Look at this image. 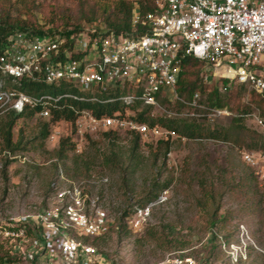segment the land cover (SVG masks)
I'll list each match as a JSON object with an SVG mask.
<instances>
[{"label": "built area", "instance_id": "obj_1", "mask_svg": "<svg viewBox=\"0 0 264 264\" xmlns=\"http://www.w3.org/2000/svg\"><path fill=\"white\" fill-rule=\"evenodd\" d=\"M131 25L132 35L120 36L108 34L101 27L87 28L70 37L14 33L0 51L1 76L10 78L12 83L22 78H40L54 87L67 85L76 89V93L33 96L0 84V109L20 113L25 107L39 108L36 116L48 121L52 110H61L67 100L118 102L124 111L110 115L95 116L90 111L71 107L75 116L71 129L77 140L74 144L77 152L81 151L87 135L98 132L125 133L128 137L137 136L140 142L172 141L177 137L174 132L129 116L134 115L132 107L147 106L151 110L150 118H155L156 111L163 117L181 116L208 123L234 116L226 108L209 106L198 92L189 100L179 97L177 84L182 64L192 57L208 66V71L202 74L204 84L225 80L228 86L239 85L256 94L262 108H254L245 118L264 133V64L260 60L264 55V0H158L157 10L145 17H140L135 6ZM137 29L140 33H136ZM100 95L108 98L101 100ZM175 102L186 109L173 112L166 108ZM61 122L65 120L50 125V138L59 135L55 128ZM240 154L246 166L262 172L263 151ZM70 186L57 191L51 205L36 215L15 219L9 223L11 226L0 225V244L9 243L10 254L18 258L16 263L36 264L50 252L63 264L78 263L80 257L84 260L82 264H102L96 248L78 237H100L114 222L100 206V197L89 196L81 183ZM166 194L163 191L145 206L134 207L125 218L128 228L141 233L153 208L166 200ZM33 222L41 230V241L30 233L36 232L29 229ZM241 231L244 233V229ZM238 251L235 261L241 254V249L237 248ZM150 264L198 262L178 252Z\"/></svg>", "mask_w": 264, "mask_h": 264}, {"label": "rangeland", "instance_id": "obj_2", "mask_svg": "<svg viewBox=\"0 0 264 264\" xmlns=\"http://www.w3.org/2000/svg\"><path fill=\"white\" fill-rule=\"evenodd\" d=\"M114 1L36 0L38 7L27 18L32 26L44 31L52 29L54 33L76 25L80 32L92 28L90 23L99 29L104 25L100 22L102 17L97 15L98 5L111 6ZM95 11L96 20L87 22L86 18ZM260 60L264 64V55ZM207 69L204 63L189 65L183 78L204 90L199 93L203 100L212 84H206L205 88L201 84L200 75ZM245 93L244 100L254 99ZM223 99L235 109L242 108L245 102L235 90L223 95ZM175 105L167 104L166 108L178 111ZM144 109L138 107L134 115H128L137 118ZM145 111L149 116L151 110ZM154 115L156 119L163 117L157 111ZM178 118L184 120L181 116ZM230 120L223 117L205 125L220 132L216 139L204 131L199 137L175 138L168 145L156 139L138 142L135 147L132 137L125 133H120L112 143L98 132L87 135L81 151L77 152L74 146L77 140L69 122H61L55 128L59 135L35 140L47 120L38 116L19 119L12 130L13 141L19 147L10 156L0 140V225L7 227L15 219L36 215L51 205L57 191L70 188L71 183H81L89 196L100 197V206L118 225V229L114 225L110 227L117 230L88 242L96 248L102 264H150L166 254L178 252L194 257L198 264H264V167L262 172L249 167L255 172L252 173L240 158L241 151L264 152L259 142L257 146L254 144L256 135L264 133L251 120L244 121L243 129L231 128ZM70 135L72 142L65 145L66 157L58 159L55 153ZM111 152L120 157V169L104 164V157ZM131 153L133 159L129 162ZM8 156L10 162L4 168ZM74 157H81L77 166H74ZM84 167H88L85 176L80 172ZM77 173L81 174L74 175ZM101 179L106 182H100ZM164 183L168 186L158 188ZM163 191H167L166 200L153 208L141 233L119 226L121 215L130 205L143 204L151 195ZM29 229L40 228L33 222ZM1 244L3 250L9 251V243ZM237 248L241 254L235 261L239 254ZM83 261L80 257L81 263L75 264ZM36 264L63 263L49 252Z\"/></svg>", "mask_w": 264, "mask_h": 264}, {"label": "trees", "instance_id": "obj_3", "mask_svg": "<svg viewBox=\"0 0 264 264\" xmlns=\"http://www.w3.org/2000/svg\"><path fill=\"white\" fill-rule=\"evenodd\" d=\"M157 1L158 0H115L111 6H108L106 4H100L98 5L97 15L102 17V20L100 22L103 23L104 27H101L102 29H105L108 34H113L116 36L120 35H132V25H131V17L133 10L135 9V6L138 7L139 15L140 17H145L149 13H154L157 10ZM38 6L36 5V0H0V51H2L3 47L7 44L8 39L16 32H27L29 34H35V35H50V36H56V35H66L70 36L74 33L79 32L80 27L78 25L74 26V28L68 30L65 29L64 31L60 32H52V29L49 31H44L42 28L37 26H32L29 23V19L27 18L33 9H36ZM15 11V13H14ZM96 11L91 15L88 16L87 22H93L96 20ZM14 13V15H12ZM86 14L85 16H87ZM33 24V23H32ZM90 26L92 28L93 25L90 23ZM136 33H140V29L136 30ZM135 33H133L134 35ZM202 62L189 57L186 58L183 61L181 73L179 76L178 84H177V92L181 99L189 100L191 99L192 95L196 92H204L201 88L199 89L198 84L190 81H185L183 78L187 73V67L189 65H198ZM196 75V74H195ZM198 77V74L196 75ZM200 81L201 84L204 86H207L203 83L202 79V73L200 75ZM227 81H213L210 86V89L208 91L207 97H205V100L201 99L202 101L206 102L211 107H217V108H226L228 109L234 116H232L230 119L229 126L231 128L237 127L239 129H243L245 126L244 121L246 120L245 115L252 112L254 108H262V101L256 96L254 92L246 90L244 87L239 85L230 84L227 85ZM0 84L3 85V88L12 87L18 91L24 92L29 95L33 96H39L43 93L48 94H58V93H64V92H72L76 93V89L68 88L67 85L62 84L60 87H54L53 85H47L45 84L40 78H36L35 80L29 79V78H22L20 81L16 83H12L11 79L8 77H3L0 74ZM226 87V90H223V88ZM203 88V87H202ZM235 90L237 92V95H240V97L244 100L245 97H243V93H247L249 97H254V99H248L244 100L245 102L242 105V108L235 109L232 106H229L228 103L225 102L223 99V95H230L232 91ZM245 93V94H246ZM108 97L106 95H100L99 99L104 100ZM162 104L165 105L164 101H161ZM254 103V104H252ZM175 106H177L179 109L175 112L184 111L186 109V106L180 103L175 102ZM87 110L92 112L95 116L100 115H110L114 113L115 111H124V106L121 105L118 102L113 103H100V102H89V101H73V100H67L66 105L61 110H52V117L45 121L41 125V129L39 131L38 137L35 140H44L49 136V130L50 125L54 123L55 121H58L60 119H63L67 122H69L70 126L74 123V110ZM137 105L133 106L132 109L135 110ZM252 107V108H251ZM144 111L138 114V117L136 120L140 122H145L149 126L153 125H159L163 129L172 131L177 136L176 138H193V137H199V135H202L204 131H207L210 138L216 139L220 132H218L215 129H210V127L205 128V125H211L208 122H204L203 124L197 123L196 121H188L184 118V120L178 118V117H159V118H150L148 115H146L145 110H149L147 106H144ZM171 109V108H170ZM39 108H33L30 109L29 107H25L22 112L17 113L13 110H3L0 109V140L2 142L3 147L8 150V152L12 153L19 147L18 142L13 141V134L12 130L17 123L19 119H30L32 117H37L36 114L38 112ZM237 110V111H236ZM173 111V110H172ZM174 112V111H173ZM216 123V122H214ZM72 128V127H71ZM104 136V139H106L109 142L115 141V138H118L119 133L108 131V132H102L101 133ZM132 140L135 143V147H137V143L140 142L137 136L132 137ZM67 142L71 141V135L70 137H67L65 141H63L60 144L59 150L55 153V155L58 157V159L65 158V153L67 152V149L65 147ZM258 142L260 143L259 148L264 149V135L257 134L255 145L257 146ZM158 143H165L168 145L170 142L169 140H159ZM73 145V143H72ZM74 147V146H73ZM166 152L168 149L165 150ZM133 153L129 156L127 159L129 162H132ZM81 157H74V166H77V162L80 160ZM120 157L116 152H111L109 155H106L104 157V164L111 167V168H118L120 169ZM242 161V160H241ZM10 159H6L4 165V168L7 167L9 164ZM243 163V162H242ZM244 164V163H243ZM245 165V164H244ZM84 166V165H83ZM86 166L89 167L88 163H86ZM88 167H84L80 169V172L84 175L88 174ZM246 167V165H245ZM248 169H250L247 166ZM77 167L75 168V170ZM74 170V171H75ZM252 173L254 172L252 169H250ZM66 173V171H65ZM81 173H77L74 175H80ZM255 173V172H254ZM84 175V176H85ZM89 178V177H88ZM77 181V180H74ZM156 185V183H155ZM168 183H164L161 187H167ZM202 187V186H201ZM51 186V190H52ZM160 194V193H159ZM158 194V195H159ZM158 195H151L147 201L143 204H137V205H130L127 210L124 211L123 215H121V222L119 223V226L121 228H125V230H129L125 218L132 214L134 207H143L146 204L154 201ZM133 207V208H132ZM214 219L212 220V224ZM114 228L118 225L115 223L113 224ZM117 229H111L108 230H117ZM124 230V229H122ZM130 231V230H129ZM106 232L105 234H107ZM31 234H34L39 241H41V230H38L36 232H31ZM104 234V235H105ZM102 235V236H104ZM215 237V235H213ZM101 237V236H100ZM100 237H78L81 241L88 243H93L95 240L99 239ZM36 238V239H37ZM92 239V240H91ZM4 247L2 244H0V264H13L18 261V258L11 255L8 250H3ZM36 262V261H35Z\"/></svg>", "mask_w": 264, "mask_h": 264}]
</instances>
